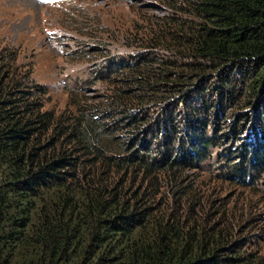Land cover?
I'll use <instances>...</instances> for the list:
<instances>
[{
  "label": "trees",
  "instance_id": "obj_1",
  "mask_svg": "<svg viewBox=\"0 0 264 264\" xmlns=\"http://www.w3.org/2000/svg\"><path fill=\"white\" fill-rule=\"evenodd\" d=\"M165 9L101 36V96L59 113L0 41V264H264L202 179L264 188V0Z\"/></svg>",
  "mask_w": 264,
  "mask_h": 264
},
{
  "label": "rangeland",
  "instance_id": "obj_2",
  "mask_svg": "<svg viewBox=\"0 0 264 264\" xmlns=\"http://www.w3.org/2000/svg\"><path fill=\"white\" fill-rule=\"evenodd\" d=\"M166 6L167 0H0V41L21 48L22 60L33 63L35 79L50 91L47 108L59 113L75 92L101 96L100 83L91 84L90 77L108 44L101 36L137 15H163ZM214 174L202 175L203 189L225 198L245 229L264 231V188L224 185Z\"/></svg>",
  "mask_w": 264,
  "mask_h": 264
}]
</instances>
